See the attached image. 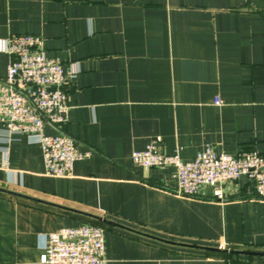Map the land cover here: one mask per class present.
<instances>
[{
	"label": "crops",
	"instance_id": "obj_1",
	"mask_svg": "<svg viewBox=\"0 0 264 264\" xmlns=\"http://www.w3.org/2000/svg\"><path fill=\"white\" fill-rule=\"evenodd\" d=\"M18 35L40 36L71 75L61 132L91 156L51 177L41 146L0 126V264H42L49 235L86 223L105 229L102 264H264L144 236L264 253V206L246 176L223 186L226 201L211 187L188 198L174 167L132 158L158 139L185 162L206 148L264 156V0H0V46ZM13 60L0 51V81Z\"/></svg>",
	"mask_w": 264,
	"mask_h": 264
},
{
	"label": "built area",
	"instance_id": "obj_2",
	"mask_svg": "<svg viewBox=\"0 0 264 264\" xmlns=\"http://www.w3.org/2000/svg\"><path fill=\"white\" fill-rule=\"evenodd\" d=\"M5 50L14 60L8 66L7 77L0 81V126L10 139L26 135L30 143L41 146L47 175L68 177L77 161L88 159L91 151L81 152L74 138L61 132L68 122L69 104L65 90L69 75L64 66L46 57L43 40L37 35L10 38ZM221 106L223 101L216 99ZM59 129L55 135L45 133V125ZM149 145L132 155L135 164L145 168L174 167L177 171L176 194L199 198L206 187L213 189L215 200L230 199L224 185L233 188L246 176L254 185L255 200L264 206V156L256 150L237 155L215 153L211 148L199 152L188 162L179 154H164ZM105 229L86 223L79 227L62 228L49 235L42 247V264H102L105 257Z\"/></svg>",
	"mask_w": 264,
	"mask_h": 264
},
{
	"label": "water",
	"instance_id": "obj_3",
	"mask_svg": "<svg viewBox=\"0 0 264 264\" xmlns=\"http://www.w3.org/2000/svg\"><path fill=\"white\" fill-rule=\"evenodd\" d=\"M2 190V189H0ZM5 191V190H2ZM7 192V191H5ZM98 220L104 221L106 223H109L107 220H103L99 217H95ZM146 237L167 243V244H171V245H176V246H181V247H190V248H198V249H203V250H208V251H215V252H222V253H232V254H238V255H257V256H264V253H259V252H243V251H235V250H227V249H220V248H206V247H200V246H195V245H188V244H180V243H174L171 241H166L157 237H153V236H149V235H144Z\"/></svg>",
	"mask_w": 264,
	"mask_h": 264
},
{
	"label": "trees",
	"instance_id": "obj_4",
	"mask_svg": "<svg viewBox=\"0 0 264 264\" xmlns=\"http://www.w3.org/2000/svg\"><path fill=\"white\" fill-rule=\"evenodd\" d=\"M98 225H100V224H98Z\"/></svg>",
	"mask_w": 264,
	"mask_h": 264
}]
</instances>
